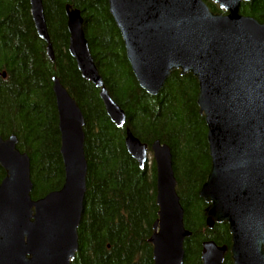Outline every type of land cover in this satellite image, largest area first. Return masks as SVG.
I'll return each instance as SVG.
<instances>
[{
  "label": "water",
  "instance_id": "obj_1",
  "mask_svg": "<svg viewBox=\"0 0 264 264\" xmlns=\"http://www.w3.org/2000/svg\"><path fill=\"white\" fill-rule=\"evenodd\" d=\"M106 0L138 87L156 96L172 71L197 82L196 106L206 128L209 169L197 196L206 205L205 226L226 224L230 245L200 243V264H264V22L239 14L250 0ZM30 18L53 61L41 0H28ZM67 52L80 77L98 90L109 121L125 115L97 73L83 34L80 11L65 5ZM57 114L63 183L30 198L29 159L16 137L0 138V264H70L77 249L86 163L83 116L66 89L51 77ZM124 148L143 169L150 152L155 172L157 218L147 242L152 264H182V208L175 192L166 144L149 146L124 129Z\"/></svg>",
  "mask_w": 264,
  "mask_h": 264
},
{
  "label": "trees",
  "instance_id": "obj_2",
  "mask_svg": "<svg viewBox=\"0 0 264 264\" xmlns=\"http://www.w3.org/2000/svg\"><path fill=\"white\" fill-rule=\"evenodd\" d=\"M212 13L220 10L202 0ZM53 61L34 31L28 0H0V138L16 137L29 159L30 198L39 199L63 183L59 133L51 77H56L83 116L85 192L70 264H152L147 242L157 218L155 172L139 169L127 154L124 129L149 146L166 144L175 192L182 208V264H200V243L230 245L226 224L205 226V204L197 196L209 169L206 128L196 106L197 82L170 72L156 96L137 85L106 0H41ZM80 11L89 53L105 89L125 115L116 128L98 90L83 80L67 52L65 5ZM239 14L264 22V0L242 2ZM4 172L0 168V181ZM222 264H232L226 252Z\"/></svg>",
  "mask_w": 264,
  "mask_h": 264
},
{
  "label": "rangeland",
  "instance_id": "obj_3",
  "mask_svg": "<svg viewBox=\"0 0 264 264\" xmlns=\"http://www.w3.org/2000/svg\"><path fill=\"white\" fill-rule=\"evenodd\" d=\"M146 168L149 169L151 163H152V160H151V155L150 153H148V156H147V161H146Z\"/></svg>",
  "mask_w": 264,
  "mask_h": 264
}]
</instances>
